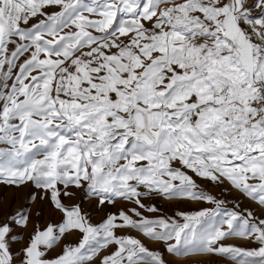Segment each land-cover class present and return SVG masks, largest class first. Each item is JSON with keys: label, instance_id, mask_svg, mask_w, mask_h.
I'll return each instance as SVG.
<instances>
[{"label": "snow or ice", "instance_id": "snow-or-ice-1", "mask_svg": "<svg viewBox=\"0 0 264 264\" xmlns=\"http://www.w3.org/2000/svg\"><path fill=\"white\" fill-rule=\"evenodd\" d=\"M0 264H264V0H0Z\"/></svg>", "mask_w": 264, "mask_h": 264}, {"label": "rangeland", "instance_id": "rangeland-1", "mask_svg": "<svg viewBox=\"0 0 264 264\" xmlns=\"http://www.w3.org/2000/svg\"><path fill=\"white\" fill-rule=\"evenodd\" d=\"M6 195H8V197L11 198V193H7ZM205 206H207V205H205Z\"/></svg>", "mask_w": 264, "mask_h": 264}]
</instances>
